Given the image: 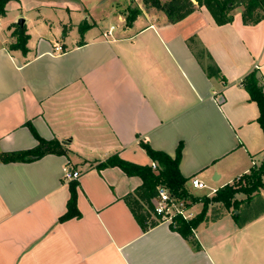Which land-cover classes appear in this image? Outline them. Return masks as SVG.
I'll list each match as a JSON object with an SVG mask.
<instances>
[{"label":"crops","instance_id":"obj_1","mask_svg":"<svg viewBox=\"0 0 264 264\" xmlns=\"http://www.w3.org/2000/svg\"><path fill=\"white\" fill-rule=\"evenodd\" d=\"M130 5L142 13L126 27L120 11ZM241 12L235 9L232 23L218 26L204 7L168 24L163 15L146 13L142 0L6 5L0 18V153L37 147L29 123L43 140H57L66 155L0 163V264H264L263 191L251 199H261L262 211L239 225L233 209L210 205L193 231L195 250L168 223L141 229L124 202L141 185L139 177L117 167L97 169L114 155L151 167L140 143L171 158L180 147L178 168L187 189L211 198L260 164L258 107L240 83L255 70L264 85V19L245 26ZM19 19L29 37L25 54L9 49ZM106 19L116 25L100 27ZM82 22L91 27L80 38ZM190 39L205 52L202 60ZM210 63L218 76L207 75ZM66 167L80 174L73 180L80 216L60 222L71 182L63 178ZM192 177L205 193L189 187ZM243 204L249 202L239 208ZM201 210V203L188 205L187 213L193 218Z\"/></svg>","mask_w":264,"mask_h":264},{"label":"trees","instance_id":"obj_2","mask_svg":"<svg viewBox=\"0 0 264 264\" xmlns=\"http://www.w3.org/2000/svg\"><path fill=\"white\" fill-rule=\"evenodd\" d=\"M11 1L16 0H0V18L6 15V5ZM142 4L146 13L161 14L166 18L168 24H176L182 21L200 7H204L209 12L214 23L218 26L232 23V14L239 7L242 8L241 20L245 26L256 25L264 19V0H142ZM141 13L142 11L138 7L130 9L125 18V26H131ZM90 27L91 25L86 22H82L78 26L80 38L83 37ZM11 36L15 39V42L9 46V49L18 50L25 54L27 51L26 43L29 39L25 29L15 25V30ZM193 43L194 40L190 39L188 42L189 47L194 51L197 59L202 60L205 52L194 49ZM206 57L210 58L208 55ZM205 71L210 77L218 76V69L212 63L206 66ZM240 85L249 95V100L254 102L258 107L259 114L256 121L264 136V85L261 83L255 70L246 75ZM26 126L37 140V147L27 151L0 153V163H27L48 154L66 155V151L57 140L45 141L37 135L29 123ZM140 146L155 164V168L131 164L114 155L100 163L97 169L102 170L107 167H117L127 176L139 177L141 179V185L134 192L125 196L124 202L143 231H148L157 225V218L153 214L152 201L156 196V188L159 185L165 186L173 197L186 199L188 205L202 204L201 212L192 219L183 220L177 216L173 219V224H170L171 230L178 233L195 250H199L200 246L194 237L193 231L206 220V214L210 205L220 204L225 210L229 211L233 209L235 211L238 210L242 202H249L253 197L260 194L261 191L264 193V159L258 166H253L247 174L235 180L232 185H225L216 190L214 196L211 198L205 196L197 197L189 192L186 187L187 180L179 172L180 147L175 157L171 158L160 151L153 150L147 144L140 143ZM76 187L77 183L75 181L69 183V199L66 205V213L59 218L60 222L79 218L80 216L76 205ZM239 194L245 196L244 201L236 200V196ZM233 211L232 217L237 222L238 215H234Z\"/></svg>","mask_w":264,"mask_h":264},{"label":"built area","instance_id":"obj_3","mask_svg":"<svg viewBox=\"0 0 264 264\" xmlns=\"http://www.w3.org/2000/svg\"><path fill=\"white\" fill-rule=\"evenodd\" d=\"M111 29L104 35L110 36ZM56 50L61 51L60 47ZM155 168V164L152 165ZM80 174L66 167L63 171V178L66 181H73L79 178ZM189 187L193 190H203L206 186L196 177H192L188 181ZM153 214L157 218V223L173 224V219L177 216L183 220H190L191 215L187 213L188 201L186 199H178L173 197L165 186L159 185L156 188V196L152 201Z\"/></svg>","mask_w":264,"mask_h":264},{"label":"rangeland","instance_id":"obj_4","mask_svg":"<svg viewBox=\"0 0 264 264\" xmlns=\"http://www.w3.org/2000/svg\"><path fill=\"white\" fill-rule=\"evenodd\" d=\"M135 7L136 6H134V5H130L126 9H123V10L120 11V13H122L124 15L123 20H125L126 16L129 13V10L133 9ZM4 22L6 23V19H5ZM4 22H3V24H4ZM123 22H125V21H123ZM110 23L113 26H115L116 25V20H113V22H112L111 19L110 20H108V19L102 20V22H100L101 25H99V26L107 28L110 25ZM0 30H1V28H0ZM196 193L197 194H203V193H205V190H199V191H196ZM201 197H203V196H201ZM250 201H252V200H250ZM250 201H249L248 205L247 204H243V205L240 206V208L238 210L233 211L234 215H235V212L238 214L237 224H241L240 221H244L247 218H250L252 216H256L262 211L263 204H262L260 198L256 197V198L253 199L252 202H250Z\"/></svg>","mask_w":264,"mask_h":264},{"label":"water","instance_id":"obj_5","mask_svg":"<svg viewBox=\"0 0 264 264\" xmlns=\"http://www.w3.org/2000/svg\"><path fill=\"white\" fill-rule=\"evenodd\" d=\"M17 25H18L20 28H22L23 25H24V20H23V19H19L18 22H17ZM236 214H237V213L235 212V215H236Z\"/></svg>","mask_w":264,"mask_h":264}]
</instances>
